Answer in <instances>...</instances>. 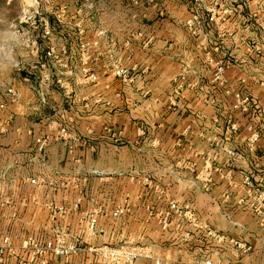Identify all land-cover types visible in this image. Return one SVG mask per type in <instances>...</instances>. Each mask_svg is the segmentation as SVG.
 <instances>
[{
    "label": "crops",
    "instance_id": "1",
    "mask_svg": "<svg viewBox=\"0 0 264 264\" xmlns=\"http://www.w3.org/2000/svg\"><path fill=\"white\" fill-rule=\"evenodd\" d=\"M102 1L0 25V264H264V0Z\"/></svg>",
    "mask_w": 264,
    "mask_h": 264
},
{
    "label": "built area",
    "instance_id": "2",
    "mask_svg": "<svg viewBox=\"0 0 264 264\" xmlns=\"http://www.w3.org/2000/svg\"><path fill=\"white\" fill-rule=\"evenodd\" d=\"M141 0H134L135 4H139ZM43 21L42 25V33L45 38H48L52 34V28L50 23L47 21L46 18H41ZM23 22L31 21L32 17L31 16H26L25 18L22 19ZM95 44L97 45L98 42L96 41ZM82 53L86 55V52L88 51V46L87 43L82 44ZM46 55L54 60H59V56L54 50L53 46L48 45L46 49ZM43 67H46L47 64L46 62L42 63ZM219 71L222 70V67L220 66ZM117 75L126 77L128 72L127 70H124L122 68H117L116 70ZM90 78L95 79L94 74L89 75ZM250 98L248 96L241 97V95H237V105L240 106L242 109L247 108V104L249 103ZM251 140L253 143H256L258 141H263L264 142V135L261 134L259 131H254L251 137ZM39 143V150H43L46 142L43 138H39L38 140ZM37 180L32 179L31 182L35 183ZM173 207L175 205L173 204ZM64 212V208H57L54 207V217L56 218V213H62ZM122 209H118L115 214L122 213ZM98 212H92L91 215L89 216V228L95 232L96 230V224H97V216ZM165 227V224L163 225ZM3 245L0 247V253L4 251V248L12 249V243L8 237H5L3 240ZM28 246H31L33 248V252L36 253H43V252H48L51 251L56 255H67L72 250H74V247L72 246H66L65 241H64V233L60 232L58 233V236L56 237V242L53 241H48L44 246H39L37 243L32 242V244H29ZM247 249H250V247H247ZM103 257H104V264H134L136 258H138L141 253L137 247L134 246H126V245H120V246H102L99 251ZM159 264V261L156 262Z\"/></svg>",
    "mask_w": 264,
    "mask_h": 264
},
{
    "label": "rangeland",
    "instance_id": "3",
    "mask_svg": "<svg viewBox=\"0 0 264 264\" xmlns=\"http://www.w3.org/2000/svg\"><path fill=\"white\" fill-rule=\"evenodd\" d=\"M95 1L96 7L92 8V6H90L91 0H0V25H5L6 21H12L11 19H16L20 14L25 12L29 14L26 16H31V13L37 10L39 12L43 10V15L45 16V13L49 14L51 12L58 14L59 11L61 12V9L63 8L66 13L63 17L65 19V22L62 23L66 24V26H68L69 23L76 21V17L79 16L77 14V10L78 12L82 10V14L86 12L88 14L87 17H90L89 13L91 12L95 13L97 18L102 14L103 16H106V13H103V1ZM142 1L143 3H146L147 0ZM145 6L148 7L147 4H145ZM221 10L226 14L232 12V9L225 5L224 7H221ZM97 23L99 22L97 21ZM188 24L191 26L192 20H189ZM241 37H243V35ZM258 39L260 45L264 40V36H261ZM5 53H7V51ZM258 69L264 72V68L259 67ZM3 227L4 225L1 226V230H3ZM15 228L17 229V227ZM3 244L4 243L2 241V243H0V247Z\"/></svg>",
    "mask_w": 264,
    "mask_h": 264
},
{
    "label": "trees",
    "instance_id": "4",
    "mask_svg": "<svg viewBox=\"0 0 264 264\" xmlns=\"http://www.w3.org/2000/svg\"><path fill=\"white\" fill-rule=\"evenodd\" d=\"M49 21H50L51 28H53L54 22L51 19ZM42 55L44 57L43 61L46 62L47 65L50 64V58L46 55V50H43Z\"/></svg>",
    "mask_w": 264,
    "mask_h": 264
}]
</instances>
